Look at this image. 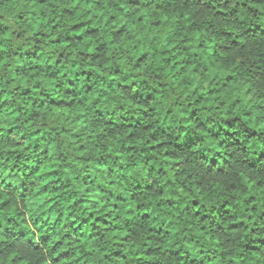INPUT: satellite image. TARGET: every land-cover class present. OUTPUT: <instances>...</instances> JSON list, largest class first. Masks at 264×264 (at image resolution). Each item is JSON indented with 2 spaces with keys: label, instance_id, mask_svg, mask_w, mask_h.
Here are the masks:
<instances>
[{
  "label": "clouds",
  "instance_id": "clouds-1",
  "mask_svg": "<svg viewBox=\"0 0 264 264\" xmlns=\"http://www.w3.org/2000/svg\"><path fill=\"white\" fill-rule=\"evenodd\" d=\"M0 264H264V0H0Z\"/></svg>",
  "mask_w": 264,
  "mask_h": 264
}]
</instances>
